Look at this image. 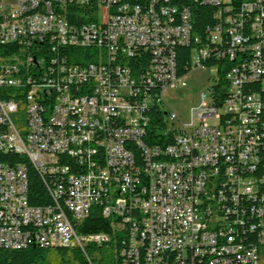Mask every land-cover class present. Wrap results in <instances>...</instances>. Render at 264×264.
Segmentation results:
<instances>
[{
  "label": "built area",
  "instance_id": "1",
  "mask_svg": "<svg viewBox=\"0 0 264 264\" xmlns=\"http://www.w3.org/2000/svg\"><path fill=\"white\" fill-rule=\"evenodd\" d=\"M189 2L214 7L202 37L176 0H0V249L264 264V0ZM204 68L215 75L185 119L164 93ZM93 208L109 232H79Z\"/></svg>",
  "mask_w": 264,
  "mask_h": 264
},
{
  "label": "trees",
  "instance_id": "2",
  "mask_svg": "<svg viewBox=\"0 0 264 264\" xmlns=\"http://www.w3.org/2000/svg\"><path fill=\"white\" fill-rule=\"evenodd\" d=\"M180 3L187 4L192 12L193 30L198 36H203L204 29L207 25L213 23L214 7L200 3H190L189 0H176ZM73 14H69L71 18ZM190 47L178 46L176 48V66L179 74H186L190 69L189 53ZM80 51V49H78ZM84 52V50H83ZM206 67H211L213 61L207 60ZM225 66L218 63L217 74L219 81L214 85V91L220 92V85L224 74ZM12 160H23L27 164L28 174V196L30 203L43 204L47 201L48 196L36 170L28 163L26 159L14 156ZM2 160V159H0ZM79 232H109V220L103 218L93 208L88 217L79 225ZM111 248L112 246L109 245ZM103 245L88 244L84 252L79 248L56 247L53 249L27 247L21 249H0V264H116L114 256L104 255L101 251ZM113 250V248H112Z\"/></svg>",
  "mask_w": 264,
  "mask_h": 264
},
{
  "label": "rangeland",
  "instance_id": "3",
  "mask_svg": "<svg viewBox=\"0 0 264 264\" xmlns=\"http://www.w3.org/2000/svg\"><path fill=\"white\" fill-rule=\"evenodd\" d=\"M215 75V68L194 69L186 76L187 85L167 90L164 98L178 114L187 119L191 107L201 101L202 92H206ZM207 99V96L206 98ZM101 251L104 255L114 256V250L108 245H103Z\"/></svg>",
  "mask_w": 264,
  "mask_h": 264
}]
</instances>
